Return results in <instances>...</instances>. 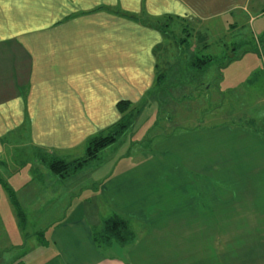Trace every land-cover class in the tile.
<instances>
[{"label": "crops", "instance_id": "crops-1", "mask_svg": "<svg viewBox=\"0 0 264 264\" xmlns=\"http://www.w3.org/2000/svg\"><path fill=\"white\" fill-rule=\"evenodd\" d=\"M263 15L264 0H0V179L14 183L10 189L20 195L15 203L21 202L23 210L19 208V216L13 213L12 228L17 231L3 230L5 251L0 254V264H129L127 259L136 260L148 253L135 242L96 247L93 234L114 215L130 221V226L131 220L142 223L145 238H159L157 225L176 221L185 228L184 234L177 230L178 238L188 232L202 240L198 245L207 247L203 259L187 254L180 257L186 260L184 264H213L217 246L228 255L230 248L224 247L227 239L241 238L230 235L229 228L242 226L238 223L244 217H264V204L251 197L254 187L257 192L264 191V138L247 126L206 128L203 120L213 110L211 105L206 107L211 99L209 86L198 81L191 87V98L179 95L186 86L183 84L192 81L184 80L187 76L169 63L167 66L173 68L168 72L165 58L158 61L156 54L164 53L166 31H159L157 23L164 16L203 22L205 35L196 42L200 41L208 53L210 38H227L240 30V22L254 26ZM149 17L157 19L152 22L156 25L147 20ZM225 17L233 22L214 23ZM252 31L253 49L242 48L240 52L261 54L264 66V27H253ZM235 41L230 42L233 48L249 43L239 36ZM222 46L220 57L207 53L203 57L224 58L222 54L229 50ZM261 72L253 71L247 79L243 87L249 93L243 94L242 104L252 98L255 107L264 108V92L258 86L261 83L264 87V69ZM161 90L168 91L167 99L154 97L162 96ZM202 97L205 103L198 105ZM121 101L141 106L139 113L155 110L157 119L165 116L161 123L157 120L155 128L159 126L160 132L169 136L150 137L167 142L156 164L168 159V153L178 157L175 165L182 171L175 177L187 181L175 189L158 190L150 181L157 179L158 172L149 171L148 156L139 150L130 152V146L149 138L155 131L153 126L142 138H132L126 153H115L119 151L115 146L109 148L114 152L103 154L102 161L95 160L100 164L93 174L92 189L102 202V215L92 221L80 208L74 211L71 193L62 188L65 179L52 175L41 158L64 162L83 158L86 142L121 118L117 110ZM169 143L172 150H168ZM183 150L189 159L184 160ZM0 185L10 190L5 181ZM38 199L42 204L37 207ZM53 203L59 206L55 212ZM161 205H166L168 220L159 208L148 215V206ZM247 211L251 213L243 216ZM173 213H177V220L172 219ZM187 227L193 228L191 233ZM189 235L183 237L191 238ZM260 239H253L252 244L264 253ZM185 242L186 247L191 243ZM120 247L126 261L103 252ZM148 259L150 264H163L157 256Z\"/></svg>", "mask_w": 264, "mask_h": 264}, {"label": "rangeland", "instance_id": "rangeland-1", "mask_svg": "<svg viewBox=\"0 0 264 264\" xmlns=\"http://www.w3.org/2000/svg\"><path fill=\"white\" fill-rule=\"evenodd\" d=\"M166 17H170L166 18ZM263 18L260 19L261 21H258L252 26V22L247 25V23L240 22L237 27L240 28L239 31L230 33L227 38L223 37L220 40H214L210 38L211 41H209V52L207 53L204 49L202 44L197 43L196 39H200V37L205 35V24L203 22H190V20L182 19L179 17H171V16H164L162 19H160V22L157 23L158 27L165 32V44L163 46L164 53L162 51L157 52L156 56L158 57V61H162L164 59L166 61V70L169 72V68L167 63L169 65H174L178 72L180 74H183L184 76H187L184 78V80H191L190 83H185L183 85H186L182 87L181 89H177L175 93L179 92V95L183 96L186 95V97L191 98L192 94V86L196 87V84L199 83H205L206 86H209L210 89V100L207 103L206 107L208 105H211L212 113L207 114V117L203 120L206 125L207 129L219 127L221 125H237V126H247V128L251 129L252 131L257 133H264V108L255 107L253 103H255V99H248L246 100L247 104H242L243 102V94L249 93V90L245 88V84L249 76L253 73V71H263L264 66L262 62V58L259 57L256 53L253 54H243L240 52L242 48L253 49V36H252V28L253 27H264V15ZM151 24L156 25L152 22H156V18L149 17L147 19ZM233 22V18L231 17H225L219 20H214V23L223 25V24H231ZM215 24V25H216ZM165 29V31H164ZM191 30H193L191 32ZM193 36H192V34ZM243 37L246 38V41L249 42L248 44H245L244 42L242 44L238 43L239 47L233 48V46H230V42L234 43L236 42V37ZM201 40V39H200ZM219 41V42H216ZM222 42V43H221ZM224 45L228 48L227 53H223L224 58H219L221 60H218L217 64L215 62L214 65H210L203 73L198 72L194 69L193 63L198 58L203 57L204 55H212V56H221V48ZM193 47H195V51H193ZM193 50H192V49ZM234 49V50H232ZM237 51H236V50ZM193 51V52H192ZM234 53L236 58L234 57ZM243 54V55H242ZM229 58V59H228ZM177 60V61H176ZM225 60V61H224ZM193 62V63H192ZM192 63V64H191ZM225 64L223 65V68L221 70H218L217 65ZM262 73V72H261ZM244 86V87H243ZM259 87H261L264 92V87L261 83L258 84ZM160 90V89H159ZM187 90H189L187 92ZM244 90V91H243ZM162 91V90H161ZM191 91V92H190ZM230 91V93H228ZM252 91V89H251ZM162 96H156L155 98H166L168 95V91H165V93L162 91ZM173 93V92H172ZM188 93V94H187ZM190 93V94H189ZM196 94V93H193ZM239 96V98H237ZM153 97V96H152ZM174 97H177L176 94ZM209 97V96H208ZM167 99V98H166ZM204 99L205 97H202L201 100H198V105L202 102L205 103ZM165 100V99H164ZM224 101V104H221ZM141 107V106H138ZM138 107H134L135 109H138ZM199 109V106H198ZM152 110V109H151ZM199 116V114H198ZM165 116H158L156 115V111H148V112H141L138 115H136V119L134 120L132 129H130L124 137L120 139L116 144L109 148H114L117 146V152L115 153H126L127 148L130 146L129 142L132 138H142L147 134L148 131L151 130V128L154 126L155 131H152L149 133L148 137L144 140V142H139L135 145H132L129 147L130 152H135L137 150L141 151L143 155L148 156V161L146 164H149V171L155 170L158 172L157 179L150 180L151 183H155L158 190H166L168 189H175L177 187L183 186V183L187 181V178L185 179H178V177H175L176 172H181L182 168L176 167L175 162L178 157H175L171 154H166L168 159H166L163 163L156 164V158L158 156H161L164 154V144L167 142L165 141H159V138H153L154 135L157 134H163L168 135L167 132H160V127L158 126L155 128L157 120L159 123L162 122L163 118ZM199 127L204 128V124L201 122H197ZM133 130V131H132ZM174 132V131H173ZM172 132V133H173ZM169 136V135H168ZM128 137V140H127ZM130 138V139H129ZM125 143H122L124 142ZM173 144L169 143L168 150H172ZM183 147V146H182ZM108 148V149H109ZM110 151L107 152L105 149L104 152L100 154V156L96 159L97 161L100 159L102 161L103 154L104 157L106 154H110V152H114L113 150L109 149ZM171 153V152H170ZM183 158L184 160L187 158L189 159V154L183 150ZM186 156V157H185ZM93 161L84 166L83 169L79 170L74 174L75 177L72 179L70 177L64 178L65 181L63 182L64 185H62L63 190L66 192L71 193L69 196V200L73 203L74 211L76 209L80 208L79 210L82 212V214L85 217H88V219H92L97 217H101V200L99 199L98 202V195L94 192L92 189L94 184V171L95 169H98V166L100 162ZM17 173L14 172V175ZM183 174V173H182ZM21 181H24L25 178L23 175L19 177ZM7 184L9 189L11 187L14 188V183L8 179L2 178L0 179V184L3 183ZM11 182V183H10ZM25 182V181H24ZM13 184V186H12ZM4 185V184H3ZM262 187V186H261ZM12 189V188H11ZM10 189V190H11ZM253 197L254 201L255 198H257V202L264 204V191L257 192V187L253 188ZM12 192V190H11ZM249 192V191H248ZM251 193V192H249ZM66 195H63L65 197ZM61 195L57 196L56 198H60ZM20 195L17 193L13 194V198L9 197V192L5 191L4 188L2 189L0 185V254H3L2 247L4 245V238H6V235H4L3 230L6 229L7 231L10 230L13 231L17 229L12 228L13 225V213L18 215L19 214V208L22 210V206H19L18 203H15V200H19ZM38 204H42V199L37 200V207ZM247 204V203H245ZM22 205V204H21ZM70 205V204H69ZM54 206V203H53ZM78 206V207H77ZM166 205L161 206H148V215L151 216L153 211L159 208L160 212H163V217L165 220H168L169 218L166 216V213H164V207ZM58 203L57 206L53 207V212L58 209ZM159 212V211H158ZM172 213V212H171ZM251 212H245L243 213V216L247 215ZM170 214V212H169ZM253 215L250 217L252 218ZM16 217V216H15ZM14 217V218H15ZM68 217V216H67ZM250 217H244L242 221H239L242 226L239 227H230L229 233L235 236L236 234L241 237L238 240L235 238H228L227 241L224 244L225 246H228L230 249L228 251V255L223 251L219 252L220 249L219 246H217V249H214L213 252V264H264V253H260L259 248H254L252 241L255 238H261L260 243V249L264 250V217H261L259 220H252ZM49 218V217H48ZM47 218V219H48ZM172 219L177 220V213L172 214ZM131 231L135 234V243L140 245V248H146L148 250V253L141 254V257H138L136 260L134 259H127V255L124 252V249L117 250H110L105 249L103 252L105 254L111 255V256H117L124 261H128L129 264H150V260L148 259L149 256H157L160 261L163 264H184L186 260L181 259L180 257H186V254L188 257H198V259H203L201 255H206L204 249L205 247L203 244L198 245V242H201L202 240H199V238H192V234L189 235L187 232L185 235H189L191 238H184L183 235L182 238L177 237V230H180L183 233V230L185 231V228H181V226H178V223L176 221H171L172 223H161V225L158 226V230H160L158 233L159 238H145L146 236V228L145 226L140 223L139 221L131 220ZM93 223V222H91ZM96 225L99 227V224L95 222ZM236 223V222H235ZM103 224V223H102ZM237 224V225H238ZM102 226V225H101ZM144 226V227H143ZM163 226V228H162ZM24 228V227H22ZM144 228V229H143ZM102 229V228H100ZM156 229V227H155ZM190 233L193 228H186ZM227 229V228H224ZM217 228H214V231L217 232ZM155 232V231H154ZM184 234V233H183ZM219 234V233H217ZM199 232L197 231V236L199 237ZM16 236L18 237V234L16 233ZM243 236H245L243 238ZM8 238V237H7ZM10 238V236H9ZM11 238H15L14 235ZM184 238V239H183ZM238 238V237H237ZM226 240V238H224ZM186 240H190L191 243L186 246H183L186 244ZM6 242V240H5ZM182 242V245H179V243ZM244 243V244H243ZM11 245V243H10ZM144 247H143V246ZM245 245V247H244ZM239 247V248H238ZM244 247V249L241 250V248ZM234 248V249H233ZM2 249V250H1ZM231 249H233L231 251ZM240 249V250H239ZM210 256L212 255V252L210 251ZM260 253V254H256ZM255 254V255H254ZM223 255V258L221 256ZM136 256V255H135ZM200 256V257H199ZM261 256V257H260ZM178 257V258H177ZM176 258L175 260H173ZM139 259V262L137 261ZM222 260V261H221ZM131 261V262H130ZM137 261V262H135ZM175 261V263L173 262ZM153 263V261H152ZM205 264V263H200Z\"/></svg>", "mask_w": 264, "mask_h": 264}, {"label": "trees", "instance_id": "trees-1", "mask_svg": "<svg viewBox=\"0 0 264 264\" xmlns=\"http://www.w3.org/2000/svg\"><path fill=\"white\" fill-rule=\"evenodd\" d=\"M116 13L122 17L136 20V18L130 16L129 14L125 15V13H120L118 11ZM166 18L170 19V17ZM157 29L161 31L159 27H157ZM218 60L221 59H216L210 56L201 57L194 61L195 63H193V67L198 72L203 73L210 65H214L215 62L217 64ZM223 65L225 64H218V70H221ZM254 79L251 81H254ZM117 105L118 114L121 118H119L118 122L112 125L105 132L90 138L86 142V151L83 158L75 160L74 162H64L45 156L41 158V162H43L52 175L60 179L69 177L71 174L82 169L86 164L95 161L100 154L105 151V149H108L116 144L130 129H132L136 115L139 114V110L135 109L134 106L126 101H121ZM254 133L264 138V133ZM7 192H9V197L13 198V192L8 189ZM129 222L130 221H127V219L119 215H114L107 221H104L100 232L93 234V242L96 247L101 248L113 243L120 245H132L135 238L134 233L131 231Z\"/></svg>", "mask_w": 264, "mask_h": 264}]
</instances>
